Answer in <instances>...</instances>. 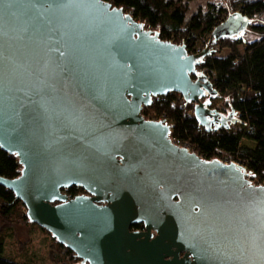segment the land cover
Wrapping results in <instances>:
<instances>
[{
    "label": "water",
    "instance_id": "water-1",
    "mask_svg": "<svg viewBox=\"0 0 264 264\" xmlns=\"http://www.w3.org/2000/svg\"><path fill=\"white\" fill-rule=\"evenodd\" d=\"M249 24L232 12L210 43ZM208 52L103 0H0V149L21 166L0 186L80 264H264V185L141 113L173 92L206 131L238 124L202 101L217 96L196 70Z\"/></svg>",
    "mask_w": 264,
    "mask_h": 264
},
{
    "label": "trees",
    "instance_id": "trees-1",
    "mask_svg": "<svg viewBox=\"0 0 264 264\" xmlns=\"http://www.w3.org/2000/svg\"><path fill=\"white\" fill-rule=\"evenodd\" d=\"M103 1L131 14L146 29L158 32L161 40L185 45L189 53L209 49L198 61L196 70L203 72L217 92L215 99L224 100L220 111L227 113L228 109L237 113L239 123L234 128L206 131L198 125L193 105L182 102L173 92L152 98L141 113L147 120H164L170 127V137L205 159L226 156L242 163L251 183L264 185V19H261L264 0H230L234 10L247 17L250 24L240 37L220 38L212 43L211 31L230 14L221 1L208 0L205 9L198 6L189 16L186 5L193 0L184 1L186 5H180L179 0ZM242 141L254 146L247 147ZM20 169L15 156L0 149V176L16 178ZM64 191L70 198L83 193L78 187ZM15 226L31 228L32 223L25 215L22 202L0 186V264H22L5 252V242ZM52 241L59 251L65 252L69 261L78 262L73 252L55 242L53 237Z\"/></svg>",
    "mask_w": 264,
    "mask_h": 264
},
{
    "label": "rangeland",
    "instance_id": "rangeland-1",
    "mask_svg": "<svg viewBox=\"0 0 264 264\" xmlns=\"http://www.w3.org/2000/svg\"><path fill=\"white\" fill-rule=\"evenodd\" d=\"M184 1L186 0H179V4L186 5L183 4ZM207 1L208 0L191 1L186 5L187 16L195 11L198 6L205 9ZM216 1L223 2L229 13L233 12L234 8L230 5V0ZM231 1L237 2L238 0ZM261 19H264V16ZM215 98L216 97L206 96L202 101L210 107L221 109L224 100L220 101ZM227 111L229 110L227 109L225 112ZM231 128H234V126ZM242 144L251 148L254 146L248 141H242ZM55 245L56 244L52 241L51 235L42 231L35 224H32L31 229L23 226H15L13 233L5 242V252L7 256L22 264H80L79 260L75 263L69 261L65 252L63 250L59 251Z\"/></svg>",
    "mask_w": 264,
    "mask_h": 264
},
{
    "label": "built area",
    "instance_id": "built-area-1",
    "mask_svg": "<svg viewBox=\"0 0 264 264\" xmlns=\"http://www.w3.org/2000/svg\"><path fill=\"white\" fill-rule=\"evenodd\" d=\"M196 52H199V51L197 50ZM182 102H184L183 99H182ZM170 139H171V141H172L175 145H177V146H179V147H185V148H187L189 151L191 150L188 146H186V145H184V144H180V143L177 142L174 138L170 137ZM215 159L234 162V163H236L237 165H241V166L244 167V165H243L242 163H240V162H238V161H235V160L232 159L231 157L222 156V157H215Z\"/></svg>",
    "mask_w": 264,
    "mask_h": 264
},
{
    "label": "flooded vegetation",
    "instance_id": "flooded-vegetation-1",
    "mask_svg": "<svg viewBox=\"0 0 264 264\" xmlns=\"http://www.w3.org/2000/svg\"><path fill=\"white\" fill-rule=\"evenodd\" d=\"M211 108H214V107H211ZM220 110V109H219ZM79 188V187H78ZM81 189V188H80ZM83 191V193H79L78 195H85L86 193L84 192V190H82ZM64 194H66V192L64 191L63 192ZM77 196V195H76ZM69 197V196H68ZM134 226V225H133ZM133 226L131 227V231H144V228H143V226L142 225H140V228H136V229H134L133 228ZM182 256V255H181ZM79 260V259H78ZM79 263H80V260H79Z\"/></svg>",
    "mask_w": 264,
    "mask_h": 264
},
{
    "label": "crops",
    "instance_id": "crops-1",
    "mask_svg": "<svg viewBox=\"0 0 264 264\" xmlns=\"http://www.w3.org/2000/svg\"><path fill=\"white\" fill-rule=\"evenodd\" d=\"M23 227H24V226H23ZM26 228L31 229L30 227H26Z\"/></svg>",
    "mask_w": 264,
    "mask_h": 264
}]
</instances>
